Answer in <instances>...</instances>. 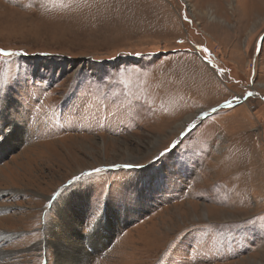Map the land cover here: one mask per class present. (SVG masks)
Returning <instances> with one entry per match:
<instances>
[{
	"label": "rangeland",
	"instance_id": "374dc122",
	"mask_svg": "<svg viewBox=\"0 0 264 264\" xmlns=\"http://www.w3.org/2000/svg\"><path fill=\"white\" fill-rule=\"evenodd\" d=\"M0 49V264H264V0H0Z\"/></svg>",
	"mask_w": 264,
	"mask_h": 264
},
{
	"label": "snow or ice",
	"instance_id": "6c2138e0",
	"mask_svg": "<svg viewBox=\"0 0 264 264\" xmlns=\"http://www.w3.org/2000/svg\"><path fill=\"white\" fill-rule=\"evenodd\" d=\"M185 19H187V17H185ZM205 51H207L205 49ZM17 55V53L14 52H9L6 51L4 49H0V56H4V57H10V56H15ZM251 95V93H250ZM0 139H3L2 135H0ZM182 141H180L179 139L177 141H174L170 147L165 148L163 152H161L157 157H155V160H159L162 156H167L170 152H172L174 149H177V146L181 143ZM154 162V161H153ZM146 165L140 164L139 162H128V163H124L122 165H113V167L115 168H123L126 170H134L136 168H143ZM106 169L104 168H94L91 169L89 171L86 172H81L80 175L74 177V181L70 182V183H75L76 181H89L91 179H94L99 173L104 172ZM97 213H100L99 211ZM94 215L91 219V223H90V228L92 226H94L96 220L98 219L99 215Z\"/></svg>",
	"mask_w": 264,
	"mask_h": 264
},
{
	"label": "bare ground",
	"instance_id": "6f19581e",
	"mask_svg": "<svg viewBox=\"0 0 264 264\" xmlns=\"http://www.w3.org/2000/svg\"><path fill=\"white\" fill-rule=\"evenodd\" d=\"M214 18V17H213ZM215 18H216V16H215ZM4 238V237H3ZM3 240V239H2ZM58 244V243H57ZM75 247V246H74ZM4 254H6V251H4V250H0V256H2V255H4Z\"/></svg>",
	"mask_w": 264,
	"mask_h": 264
}]
</instances>
